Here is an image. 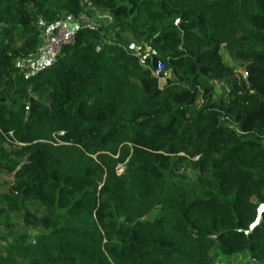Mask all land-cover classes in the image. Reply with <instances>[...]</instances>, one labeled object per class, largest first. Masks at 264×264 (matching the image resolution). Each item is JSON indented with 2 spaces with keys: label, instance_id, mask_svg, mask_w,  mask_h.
I'll list each match as a JSON object with an SVG mask.
<instances>
[{
  "label": "trees",
  "instance_id": "16d2710c",
  "mask_svg": "<svg viewBox=\"0 0 264 264\" xmlns=\"http://www.w3.org/2000/svg\"><path fill=\"white\" fill-rule=\"evenodd\" d=\"M86 5L110 25L20 68ZM2 175L0 264L264 262V0H0Z\"/></svg>",
  "mask_w": 264,
  "mask_h": 264
},
{
  "label": "rangeland",
  "instance_id": "374dc122",
  "mask_svg": "<svg viewBox=\"0 0 264 264\" xmlns=\"http://www.w3.org/2000/svg\"><path fill=\"white\" fill-rule=\"evenodd\" d=\"M80 2L83 5L85 4V0H80ZM63 19L68 20L69 22H72V23L74 21L75 22H79V21L91 22L95 24L97 28H102L103 30H105L110 25V22H111V19L105 13L96 11L94 10V8L88 5L85 6L84 12L78 18H72L70 16H65ZM46 24L48 23L39 22L41 31H43ZM135 48L136 47H133V45L129 46V49H131L133 52L136 51ZM45 62H47V60L42 59L35 53L34 55L30 57L20 59L18 61V65L25 72L32 73V72H35L39 67L43 66ZM237 71L238 70H236V74H238ZM241 72L242 70L240 71V74ZM161 82L163 83V80H161ZM216 84H217L216 95L219 96L226 85L220 84V83H216ZM4 146L7 148L9 147L8 140L5 141ZM14 146L18 147L19 144L15 143ZM148 155H149V158H148L149 161L158 160V158L155 157V154L153 152H148ZM130 156L131 154L129 152L128 157ZM163 156H166L168 159L166 161H163V163H160V161H157V165L160 167H163L167 175L173 176L175 179L178 180V182L179 181L183 182L187 186V188L194 190L193 191L194 193L202 195L201 190L199 189L196 183L197 172L193 169L184 167V164H179V165L175 164V159L178 156H182V154L180 153L178 155H169V156L167 154H163ZM124 172H125L124 163L118 165L115 168L116 175H122L124 174ZM3 180L4 182L9 181L11 180V177L9 175H2L0 176V184L3 183ZM157 215L158 213L156 211H151L147 215L146 218L153 219L157 217ZM28 233L31 236L36 234L35 232L30 231V230H28ZM3 245H4V242L0 240V246H3ZM212 256H213L214 264H264V262L254 260L249 252L234 254L231 256H224L218 252H213Z\"/></svg>",
  "mask_w": 264,
  "mask_h": 264
},
{
  "label": "built area",
  "instance_id": "2783aa9c",
  "mask_svg": "<svg viewBox=\"0 0 264 264\" xmlns=\"http://www.w3.org/2000/svg\"><path fill=\"white\" fill-rule=\"evenodd\" d=\"M79 29L96 30L97 27L91 22H69L60 20L56 23L46 24L40 35V45L36 54L48 62L53 61L61 52L64 46L73 43ZM163 64L157 62L153 75L160 76L163 71ZM241 76L245 77L246 72L242 70Z\"/></svg>",
  "mask_w": 264,
  "mask_h": 264
},
{
  "label": "water",
  "instance_id": "95a60500",
  "mask_svg": "<svg viewBox=\"0 0 264 264\" xmlns=\"http://www.w3.org/2000/svg\"><path fill=\"white\" fill-rule=\"evenodd\" d=\"M264 212V204L260 205L257 209V217L255 222L253 223V225L251 226V229L258 224V222L260 221L261 217H262V213Z\"/></svg>",
  "mask_w": 264,
  "mask_h": 264
},
{
  "label": "crops",
  "instance_id": "0c3cea01",
  "mask_svg": "<svg viewBox=\"0 0 264 264\" xmlns=\"http://www.w3.org/2000/svg\"><path fill=\"white\" fill-rule=\"evenodd\" d=\"M135 49H136V48H135ZM145 52H148V49H146Z\"/></svg>",
  "mask_w": 264,
  "mask_h": 264
}]
</instances>
